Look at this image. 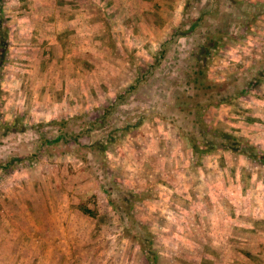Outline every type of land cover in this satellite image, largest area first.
Masks as SVG:
<instances>
[{
    "label": "rangeland",
    "instance_id": "rangeland-1",
    "mask_svg": "<svg viewBox=\"0 0 264 264\" xmlns=\"http://www.w3.org/2000/svg\"><path fill=\"white\" fill-rule=\"evenodd\" d=\"M0 20V264H264V0Z\"/></svg>",
    "mask_w": 264,
    "mask_h": 264
},
{
    "label": "trees",
    "instance_id": "trees-1",
    "mask_svg": "<svg viewBox=\"0 0 264 264\" xmlns=\"http://www.w3.org/2000/svg\"><path fill=\"white\" fill-rule=\"evenodd\" d=\"M194 26L192 27L191 30H193ZM3 29H2V22L0 20V48H1V55L2 57L4 56L5 52L8 50V40H7V36L5 35V33H3ZM222 134V133H221ZM222 138V143L218 144V142H213V141H209V140H205V146H212V145H220V148H224L225 150H230L232 152H240V149H238V143L237 140L230 136V135H221ZM245 155L249 156L252 159L255 160H260L262 162H264L263 159H261V157L254 155L250 150L249 151H245L244 152Z\"/></svg>",
    "mask_w": 264,
    "mask_h": 264
}]
</instances>
